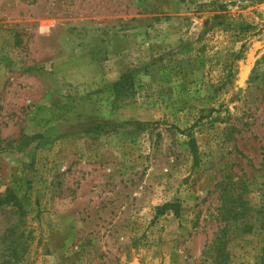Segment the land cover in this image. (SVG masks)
I'll list each match as a JSON object with an SVG mask.
<instances>
[{"label":"rangeland","instance_id":"rangeland-1","mask_svg":"<svg viewBox=\"0 0 264 264\" xmlns=\"http://www.w3.org/2000/svg\"><path fill=\"white\" fill-rule=\"evenodd\" d=\"M6 191L0 264H264V0H0Z\"/></svg>","mask_w":264,"mask_h":264},{"label":"trees","instance_id":"trees-1","mask_svg":"<svg viewBox=\"0 0 264 264\" xmlns=\"http://www.w3.org/2000/svg\"><path fill=\"white\" fill-rule=\"evenodd\" d=\"M238 58H240V56ZM121 85H122V83H119L116 85V87H120ZM3 205L18 206L17 198L15 197L13 192L6 191L4 194H0V206L2 207ZM170 208H173V206L172 205L169 206L167 204L163 207V210L167 211Z\"/></svg>","mask_w":264,"mask_h":264}]
</instances>
